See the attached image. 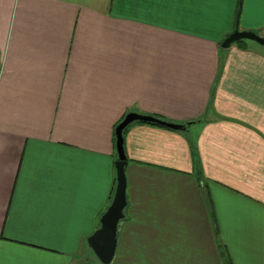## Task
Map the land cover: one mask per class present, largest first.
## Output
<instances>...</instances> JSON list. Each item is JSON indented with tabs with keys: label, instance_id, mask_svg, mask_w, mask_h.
Masks as SVG:
<instances>
[{
	"label": "crops",
	"instance_id": "obj_1",
	"mask_svg": "<svg viewBox=\"0 0 264 264\" xmlns=\"http://www.w3.org/2000/svg\"><path fill=\"white\" fill-rule=\"evenodd\" d=\"M264 0H0V264H264ZM254 42V43H252ZM192 147V149H191Z\"/></svg>",
	"mask_w": 264,
	"mask_h": 264
},
{
	"label": "water",
	"instance_id": "obj_2",
	"mask_svg": "<svg viewBox=\"0 0 264 264\" xmlns=\"http://www.w3.org/2000/svg\"><path fill=\"white\" fill-rule=\"evenodd\" d=\"M241 39L252 40L264 46V33L258 34L251 30H240L237 26V23L235 24L234 29L221 41L220 46L222 48H227L235 41ZM136 121L154 122L173 130L183 131L187 130V127L192 123H175L159 119L151 115L128 112L115 126L114 145L117 158L114 161L116 171V185L114 194L110 204L99 219V227L87 237L88 246L92 250L95 257L103 264L110 263L114 256L117 245V230L120 221L125 216L124 209L127 204L125 167L127 165V158L123 146V131L128 125Z\"/></svg>",
	"mask_w": 264,
	"mask_h": 264
},
{
	"label": "trees",
	"instance_id": "obj_3",
	"mask_svg": "<svg viewBox=\"0 0 264 264\" xmlns=\"http://www.w3.org/2000/svg\"><path fill=\"white\" fill-rule=\"evenodd\" d=\"M242 40H238V41H236V42H241ZM136 122H138V123H146V124H149V125H153V126H157V127H161V128H166V129H170V128H167V127H165V126H162V125H159V124H157V123H154V122H142V121H136ZM172 130V129H171ZM125 132V131H124ZM123 132V133H124ZM191 149H192V147H191Z\"/></svg>",
	"mask_w": 264,
	"mask_h": 264
},
{
	"label": "rangeland",
	"instance_id": "obj_4",
	"mask_svg": "<svg viewBox=\"0 0 264 264\" xmlns=\"http://www.w3.org/2000/svg\"><path fill=\"white\" fill-rule=\"evenodd\" d=\"M242 40V39H241ZM249 41V40H248ZM252 43H254V42H252ZM256 43V42H255Z\"/></svg>",
	"mask_w": 264,
	"mask_h": 264
}]
</instances>
